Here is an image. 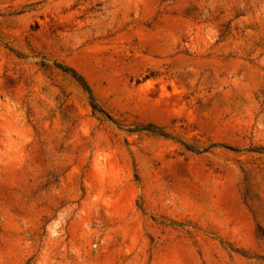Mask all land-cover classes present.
Masks as SVG:
<instances>
[{"label":"rangeland","instance_id":"rangeland-1","mask_svg":"<svg viewBox=\"0 0 264 264\" xmlns=\"http://www.w3.org/2000/svg\"><path fill=\"white\" fill-rule=\"evenodd\" d=\"M0 264H264V0H0Z\"/></svg>","mask_w":264,"mask_h":264}]
</instances>
